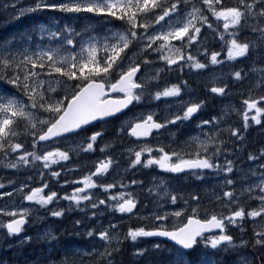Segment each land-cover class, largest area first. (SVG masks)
<instances>
[{
  "label": "snow or ice",
  "instance_id": "6c2138e0",
  "mask_svg": "<svg viewBox=\"0 0 264 264\" xmlns=\"http://www.w3.org/2000/svg\"><path fill=\"white\" fill-rule=\"evenodd\" d=\"M19 2L12 0L4 7L16 9ZM40 12L100 19L118 23L120 28L101 36L93 34L95 29L78 31L73 25L67 22L61 25L56 19L52 26L37 23L0 40V152L5 156L15 154L14 162L5 163L6 168L24 167L35 172L40 183L38 187H30L29 181H34V177L28 176L19 182L17 188V182L9 180L14 191L20 192L22 199L35 202L51 217L81 214L80 218L71 220V234L87 236L93 241L99 238V245L91 244L80 264H84L85 259L91 264H124L123 244L129 238L137 242L138 238L150 237L168 238L176 247L166 248L160 243L143 248L134 245L131 264H140L150 252L159 258L144 261V264H191L189 253L203 251L209 245L224 256L235 257L223 261V264H264V148L248 153L247 161L256 167L244 171L243 167H237L240 157L236 153L242 149L235 146V142L243 145V133L251 122L264 127V94L251 95L252 90L264 93V0H237L231 7H224L221 0H30L25 8L18 10L15 19ZM221 19L222 30L219 28ZM250 20L256 23L250 24ZM205 32L211 35L206 36ZM45 37L48 43L44 42ZM173 42H179L180 47ZM216 43L220 44L221 50L211 51V45ZM197 45V55L193 56L191 50ZM134 46H139L137 51L128 56ZM101 49L104 54L98 57ZM223 52L226 55L222 57ZM153 54L156 61L149 59ZM200 56L207 63L200 62ZM157 61L164 62V67H155ZM243 61L249 62L248 68L236 69L235 65ZM185 64L197 70L210 65L228 68L218 81L221 86L210 88V94L220 98L229 94L230 84L250 81L249 95L242 101L239 128L231 125L227 129L219 127L226 122L230 110L237 111L234 106L225 105L216 116L201 119L195 125L201 132L205 126L211 125L216 135L205 134L203 139L199 134L190 135L180 141L178 125L192 122L206 106L204 100H180L176 105L178 112L165 111L161 115L152 111L128 126L130 134L137 138L148 137L154 130L159 138L161 132H166L172 141L170 144L155 150L147 144L138 151L133 148L123 150L134 155L129 161L133 170L155 166L169 173L168 178L150 177L146 190L144 181L133 179L131 183L140 189L139 193L118 191L109 196L107 193L116 188V182L97 184L94 179L103 177L110 166L118 164L109 156L95 166V172L80 180L64 179L60 184L62 172L72 173L76 168L61 166L57 171L51 166L62 161L70 162L72 150H61L60 147L42 150V142L68 140L79 131H86L84 126L94 127L93 121L107 123L109 118H118V114H123L130 105H139L145 97L151 100L178 99L182 89L189 88L187 81L170 86L165 84L162 89L159 81L162 73H171L173 66L182 72ZM215 82L216 78H213ZM253 110L255 115H251ZM21 127L22 132H18ZM173 128L176 131H172ZM121 131H124L123 123ZM224 131L234 140L232 146L222 138ZM103 135L102 130L92 132L86 137L84 150H93L94 143ZM16 140L23 142H14ZM108 147L112 145L105 142L101 152ZM243 147L246 149L247 146ZM145 153L148 158L142 159ZM229 155L235 159H230ZM37 163L42 164V169L32 167ZM183 177H193L201 183L212 178L215 184L210 189L213 197L210 202L219 206L221 211L201 208L203 197L200 193L204 189L200 192L189 190L185 195L183 190L175 187L174 181ZM50 180L61 188L73 184L82 187H72L70 194L61 196L58 191L51 190ZM237 185L241 186L239 195ZM120 187L127 185L121 183ZM254 188L259 189L258 196L252 195ZM25 189L28 190L26 194ZM93 189H103L104 198L95 196ZM245 193L249 200L259 201L258 207L250 208L241 203ZM3 195L10 198L11 193ZM142 199L148 203H142ZM61 201H67V207L51 210L46 207L58 205ZM109 210H113L112 215L118 212L136 216L137 222L145 226L128 227L126 233L122 232L123 226L119 222L114 224L111 220L106 227L99 221L93 226V219L102 217ZM31 211L30 208L8 211L0 207V216L8 217L6 223L0 220V228L6 229L0 234L3 240L9 236L20 237ZM249 217L252 223L259 222V230L254 228L250 239L244 240L243 236L238 239L228 234L231 226ZM171 219L179 223L167 227ZM213 230H219V233L215 234ZM42 238L51 240L54 245L61 244L60 236L52 229L46 230ZM31 239L24 236L21 242ZM99 247H103V251H99ZM61 248L59 253L54 248L42 264H69L67 257L73 254L71 242L62 244ZM249 248L251 252L247 251ZM57 254L61 257L59 260ZM195 264H202V261L198 258Z\"/></svg>",
  "mask_w": 264,
  "mask_h": 264
},
{
  "label": "rangeland",
  "instance_id": "374dc122",
  "mask_svg": "<svg viewBox=\"0 0 264 264\" xmlns=\"http://www.w3.org/2000/svg\"><path fill=\"white\" fill-rule=\"evenodd\" d=\"M236 1V0H235ZM12 0H0V23L1 25L6 27L9 25L19 24L18 32H14L13 34H17L23 30L29 29L32 25L37 23H45L49 26H52L54 20L59 19L60 24L63 25L64 23H68L70 25H73L78 31L80 27L78 28L75 24L76 20L73 16H71V19H68L69 16H65L60 13H50L51 15H47V12H40L41 15L35 16L33 14H27L24 15L20 19H15V15L17 14L18 10L25 8L30 0H20V2L17 4L16 9L12 8H5L4 5L7 3H11ZM222 2V0H221ZM224 5V2H222ZM235 5V4H234ZM230 6H224V7H231ZM26 18V19H25ZM3 21V22H2ZM221 24L220 28L223 29V20L221 19L219 21ZM9 23V24H8ZM203 31V30H202ZM211 35V33L205 32V35L207 36ZM45 43H48V38L45 37ZM175 46L180 47L179 42H173ZM219 43L211 45L210 50L211 51H220L221 48L216 47L215 45H218ZM139 47V46H138ZM137 47V48H138ZM198 45L192 48V55H197V49ZM137 49L133 50L128 56H132L133 52H136ZM187 51V50H185ZM226 55V52L222 53V57ZM200 59V62L207 63V61L204 59L203 56L198 57ZM149 59L156 61L157 57L155 54L151 55ZM127 63V61H125ZM235 63V62H233ZM158 65H154L155 67H162L164 66V62L157 61ZM249 65H247V61H243L240 64H236V69L245 68L247 69ZM175 68V66H173ZM229 69L224 68L221 69L219 65H210L208 68L204 70H197L194 68H190L187 64L184 65L183 71L180 72L179 70H175L179 75L183 76L180 78L181 81H187L189 88L187 90L182 89L181 96L178 99L175 98H161L160 100H152L149 101L147 104H144L141 102L139 105H133L129 111L124 113L123 115L119 116L118 119H113L112 121H108L107 123H101L97 124L94 127H90V131L86 134L87 137L91 136L92 132L94 131H103L104 135L102 138H98L97 142L94 143L93 150L85 151L82 149V151L78 150L81 148L82 144H85L81 139L80 135H76L75 137L71 136L68 140H54L50 143H42L43 147L42 150H52L55 147H60L61 150H68L71 148V152H78L76 155H74L75 161L70 160V162H60L59 165H52V170L55 169L58 171V169H61V166H64L65 168H76V171L65 175V172H62V175L65 177V179L69 180H80L83 176L89 175L92 172H95V166H97L101 161H104L107 157L111 156L114 160L118 161V164H114L110 166L108 173H106L101 178L94 179L97 180V184H107V183H113L116 182L117 186L116 188H113L109 190L107 195H115L117 192H131L133 194L139 193L140 189L135 185L132 184L131 181L133 179L137 181H144L145 182V190L147 188V181L150 179V177L153 176H162L165 178H168L170 176L169 173L163 172L162 170L158 169L157 167L153 166L150 169L144 170L141 168H137L133 170L131 167H129V161L131 158H134V155L130 156V154L126 151H123L126 148H133L134 151L140 150L142 146L147 144L148 146L152 147L154 150L161 146L170 144L172 141L167 135L166 132H161L159 134V138H157V134H154L151 136V138L142 140V141H133L132 138H130L127 134V131L129 129L130 123L137 122L140 118L145 117L149 112H157L161 115L165 113V111H169L171 113H176L179 111V109L176 107L178 102L180 100L183 101H192V102H199L197 98V92L190 83H196L197 85L201 86L202 89H204L205 94L207 95V100L209 101V96L211 98V101L206 102V106L204 109L195 117V119L190 122L186 123L184 125H178L179 127V140L183 141L190 135H201V138L203 139L205 134L208 136L216 135L215 130L211 129V125L205 126L203 131L201 132L200 129H197L195 127L196 123L201 119H209L211 116H216L218 113L221 112V109L225 105H231L234 106L237 111H229L228 116L226 117V122L219 125L221 129H227L229 125H231L233 128H239L242 123V112H243V106L242 101L248 97L249 90H250V81L246 80L243 83H237V84H230V91L229 94L223 98L218 97L216 94H210V88L212 86H221L219 84V79L221 78L222 73H226ZM146 72L150 71L149 69H145ZM213 78H216V82L213 83ZM164 86L160 87L161 89ZM242 93V95H241ZM264 93L257 92L256 90L251 91V95L253 97H258L259 95H262ZM171 105V108L168 106ZM251 115H255L254 110L251 112ZM156 118V117H155ZM264 122V121H262ZM123 123L124 131H121V125ZM172 131H176L175 128L172 129ZM244 141L243 145H240L238 142H235V146L238 148H241L242 150L236 153L237 157H240V160H237V167H243L244 171H247L249 167L255 168L256 165L252 164L251 162L247 161V155L249 152L256 153L260 148H264V127H261L260 125H256L254 122H251L247 131L243 133ZM222 138L229 142V145L232 146L234 143L233 139L229 138L228 132L224 131ZM21 142V141H19ZM105 142H108L112 145V147L105 148V151L102 153L101 148L104 147ZM126 143L125 146L121 147L122 143ZM119 145L121 147L120 150H117L116 146ZM243 146H247L246 149H244ZM175 147V145H173ZM83 148V147H82ZM249 148V149H248ZM167 150V149H166ZM192 149H188V151H191ZM245 150H248L246 152ZM126 158H128L127 163L125 162ZM148 158V154L145 153L142 156V159ZM230 159H235L232 155H229ZM15 155L12 156H5V160L7 162L12 161L14 162ZM6 162V163H7ZM264 163V161H262ZM36 169H42V164L37 163L36 165L32 166ZM127 169V170H126ZM30 172L26 170L25 168L22 169V167L17 169H10L6 168L5 165L0 171V185H4L3 188H0V207L6 208L8 211H17L24 208H30L32 209L31 215L28 218V224L26 225V228H32L39 232V235H43L44 232L48 229H52L51 223H47L46 221H42V219L45 217L46 213L43 208H41L39 205H37L35 202H29L27 200L22 199V195L18 191H14L13 187L9 184V180L17 182V188L20 187L21 181H24L28 176H30ZM32 176V175H31ZM25 178V179H22ZM235 179V177H233ZM123 183L124 185H127V187H120V184ZM63 184V183H62ZM214 180L212 178L205 179L203 183L196 181L193 177H183L182 179H178L174 181V186L178 189L183 190L185 195L189 190H196L197 192H200L201 189H204V192H201L202 204L201 208H207L209 210H215V212L219 213L221 211V208L217 206L215 203H211L210 201L213 199V197L210 195V189L214 187ZM30 187H38L40 186L39 183V177L35 179L34 181H29ZM67 187L64 186V188ZM72 187H82L80 184H73L69 186V190H72ZM240 185H237V194H240ZM47 192V190H45ZM92 193L99 197L104 198V192L103 189H93L91 190ZM11 193L10 198H6L3 193ZM27 193V189H25V194ZM155 195V192L153 193ZM253 196L259 195V189H253ZM68 202H62L53 205L46 206L48 209H56L59 207H63ZM142 203H148L147 200L142 199ZM242 204L250 206V208H256L258 207L259 201L257 199L249 200L247 193H245L243 199L241 200ZM175 207V206H172ZM113 210H109V212H105V214L102 217L94 218L91 222L93 226H95L98 221L102 222L103 226H107L108 222L111 220L112 223L119 222L123 228L122 232L127 231L128 227H140L145 226L144 224L138 223L136 216L129 217L126 214H121L118 212H115L114 215H112ZM143 212L144 210L141 209ZM144 214H147L144 212ZM79 213L75 214V217L73 218H80ZM39 217V218H38ZM0 220H3L6 223V219L4 217L0 216ZM63 220V219H62ZM65 222V221H64ZM179 221L176 219H171L168 222L167 227H173L176 224H178ZM69 224L68 222L66 223ZM150 226V225H149ZM259 230V222L254 224L252 223V218H246L244 220H239L236 225L231 226L228 229V234L233 235L234 237H237L238 239L243 236L244 240H248L251 238L253 234V229ZM241 229H243V233L241 232ZM6 229L0 228V234L4 233ZM63 230L60 229L58 232H62ZM23 233V232H22ZM21 233V234H22ZM215 234H218L219 232H213ZM11 237V236H10ZM11 240L9 237L7 238ZM5 241V240H4ZM130 244L135 250V247H146L151 246L152 244L160 243L166 248H174L175 246L169 245L165 243L164 241L160 240H154L151 238H138L137 242H132L130 238L128 239ZM3 238L0 236V249L2 247ZM90 243H96L99 245V238H97L95 241L90 239ZM135 245V247H134ZM103 250V247H99ZM248 252H251V248L247 249ZM165 255H168L165 253ZM80 256L72 255L71 259H75ZM195 262L199 258L202 261V264L206 262V264H216L217 261H220L221 264H223V261H230L233 260L235 257L232 255L224 256L219 251H214L211 249L210 245L207 249L200 251H195ZM156 253L150 252L148 256L144 257L140 264H144V261L152 260V259H158ZM69 260V261H70ZM190 260V258H189ZM72 263V262H69ZM195 264V263H191Z\"/></svg>",
  "mask_w": 264,
  "mask_h": 264
},
{
  "label": "trees",
  "instance_id": "16d2710c",
  "mask_svg": "<svg viewBox=\"0 0 264 264\" xmlns=\"http://www.w3.org/2000/svg\"><path fill=\"white\" fill-rule=\"evenodd\" d=\"M223 1H224V6H230V5H234L233 1H235V0H223ZM235 2L237 3V0ZM47 13H48L47 14L48 16L51 15L49 12H47ZM53 14H55V13H53ZM74 19L76 20V22H75L76 26L78 28L80 27L79 30H82L84 28L95 29L96 31L93 33L94 35L97 34V33L100 34L101 36L108 35V34H110V31H115V30L120 28V25L118 23L113 24V23L106 22V21L100 20V19L99 20L98 19H90V18H86V17H80V18L74 17ZM249 23L250 24H254V23H256V21L255 20H250ZM98 24L103 25V27L101 29H98L97 27H95ZM18 27H19V24H17L16 26L15 25H9V26H6V27L1 25L0 26V40L8 37L11 31H12V33H14L15 31L18 32ZM245 35L247 36V34H245ZM207 36H210V35H207ZM247 38L248 39H253V37H250V36H248ZM217 39H218V37H217ZM215 46L220 48V44L215 45ZM103 54H104L103 50L101 49L98 52V57L103 56ZM155 65H158V64H155ZM247 65H249L248 61H247ZM162 67H164V66H162ZM175 70H177V69L173 68V71L171 73L165 72V73L161 74V79L159 81L160 87L165 86V84H167L169 86L171 84H179V82H180L179 79L182 78L183 76H178L179 74ZM190 84L191 85H195L196 83H190ZM153 90H155V84L153 85ZM149 101H152V100L147 98V97H145V99L142 102L144 104H147ZM17 131L18 132H22V127L20 129H17ZM19 141H21V140H16L14 142H19ZM21 142H23V141H21ZM28 150L31 151L32 149L29 148ZM0 161H4V163H0V171H1V169L3 168L5 163L7 162L5 160V155L2 152H0ZM23 168L24 167H22V169ZM49 183L51 185V188L54 187V188H56L58 190L61 189L59 186L57 187L56 185H54L52 180H50ZM123 249H124V251L122 252L121 255H122L123 259H124V264H131L132 259H133L132 256H131V253L134 251V248L132 247L130 242L127 241V242H125L123 244ZM37 250H39V251H37L35 253V256L33 255V257H30L29 259H36L38 257L46 258L48 256V255L46 256L45 254L41 253V251H42L41 249H37ZM99 251H102V250L99 249ZM23 252H24V256L26 257L27 256L26 248L24 249ZM9 257H10V255L8 253H6V254H3V255L0 256V260L1 259H6L7 260V258H9ZM39 260H41V259H39ZM1 262L6 264L5 260H1ZM89 263H91V262H89Z\"/></svg>",
  "mask_w": 264,
  "mask_h": 264
},
{
  "label": "bare ground",
  "instance_id": "6f19581e",
  "mask_svg": "<svg viewBox=\"0 0 264 264\" xmlns=\"http://www.w3.org/2000/svg\"><path fill=\"white\" fill-rule=\"evenodd\" d=\"M222 2H224V1L222 0ZM233 2H234V4L236 3L235 1H233ZM71 18H72L71 16L68 17V19H71ZM95 27H97L98 29H101L103 27V25L98 24ZM137 47L138 46H134L132 51L137 49ZM132 51L128 52V55ZM194 88L197 92L198 100H204L206 102L211 101L210 96H209V101L207 100V95L205 94L204 89H202L201 86L194 85ZM245 151L248 152V150H245ZM63 207H67V205H65ZM65 220H66L65 223H67V222L70 223V218L68 216L65 217ZM60 238H61V244L54 245V243L51 242L50 244H48L46 246L41 245V244L36 243L34 241H31V240L25 241V242H21L18 240H9V239H7L6 241L3 240L2 247L0 249V256L8 253L10 255V257L7 258V260L6 259H1V260H5L6 264H42V262L45 260V258L38 257L36 259H29L30 257H33V255L35 256V253L37 251H39L37 249H41L42 250L41 253H43L47 256L49 253L53 252L54 248L57 251V253H59L60 251H62V248H61L62 244L67 243V242H71V244L73 246V254H70L67 257V258H71L72 255H76V256L84 255L87 252L89 246L92 244L91 243V244L87 245L85 250L82 251L80 248L82 246V244L86 243V242H90L91 238L85 236V237H80V238H71L70 241H66L64 238V235H62ZM25 248H26V252H27L26 257L24 256V252H23ZM77 249H79V254H77ZM60 258H61L60 255L57 254L56 259H60ZM39 259H41V260H39ZM1 260H0V264L3 263V262H1Z\"/></svg>",
  "mask_w": 264,
  "mask_h": 264
},
{
  "label": "water",
  "instance_id": "95a60500",
  "mask_svg": "<svg viewBox=\"0 0 264 264\" xmlns=\"http://www.w3.org/2000/svg\"><path fill=\"white\" fill-rule=\"evenodd\" d=\"M131 107V105L129 106V108ZM128 108V109H129ZM128 109H125L124 110V112L126 111V110H128ZM118 115H120V114H118ZM109 119H112V118H109ZM108 119V120H109ZM99 122H103V121H93L92 122V124L94 125V124H96V123H99ZM91 125H86V126H84V128H87V127H90ZM153 132H155V130L153 131ZM129 134H130V130H129V132H128ZM131 135V134H130ZM132 136V135H131ZM150 136V135H149ZM149 136L148 137H140V138H137V137H135V136H133L134 137V139H136V140H143V139H147V138H149ZM213 231H219V230H213ZM153 238H158V239H164V240H166L167 242H169V243H172V244H174V242L173 241H171V240H169L168 238H165V237H153ZM175 245V244H174ZM176 246V245H175Z\"/></svg>",
  "mask_w": 264,
  "mask_h": 264
},
{
  "label": "flooded vegetation",
  "instance_id": "af4514ba",
  "mask_svg": "<svg viewBox=\"0 0 264 264\" xmlns=\"http://www.w3.org/2000/svg\"><path fill=\"white\" fill-rule=\"evenodd\" d=\"M53 220H56V218H52ZM53 228H52V230H53V232H54V234H55V231H57V233H56V235L57 236H62L63 235V232H64V230L62 231V232H58V230L60 229V228H63V229H65V228H69V231H68V233H71V226L69 227V226H52Z\"/></svg>",
  "mask_w": 264,
  "mask_h": 264
}]
</instances>
